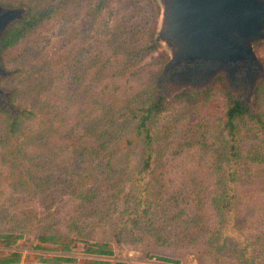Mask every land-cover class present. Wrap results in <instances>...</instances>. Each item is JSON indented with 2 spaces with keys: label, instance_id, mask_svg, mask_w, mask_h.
I'll return each instance as SVG.
<instances>
[{
  "label": "rangeland",
  "instance_id": "374dc122",
  "mask_svg": "<svg viewBox=\"0 0 264 264\" xmlns=\"http://www.w3.org/2000/svg\"><path fill=\"white\" fill-rule=\"evenodd\" d=\"M73 2L77 4L74 5ZM0 5L27 8L25 18L37 15V23H34L24 40L7 50L4 58L0 53L3 68L12 73L9 78L4 79L5 81H1L0 88L3 91L9 95L14 89L24 91L25 87L21 85L20 80L13 78L15 72L27 68L33 70L38 64H41L38 69L43 68L42 63L49 62L46 56L53 55V60L59 55L62 56L61 63L53 65L52 71L62 74L61 81L66 86L64 92L69 98L67 108L65 110L55 105L53 95L56 91L50 89L43 93L44 98L36 97L30 102L42 107V110L38 106L35 107L37 117L47 115L49 122H55L52 120L54 114L60 113L59 119L63 120L61 126L66 129L73 116L81 115L87 105H90L75 104L80 93L89 95L92 101H96V97L101 101V96L98 95L104 93L115 104L123 105L122 102L135 99L144 102L148 94L153 92L154 98L165 108L158 123V127L163 125V140L156 145L158 149L163 150L160 153L165 154L153 164L152 173L147 179L157 191L159 186H162V190L173 195L175 200H167V197L158 191L159 197L151 209L155 214L152 226L146 227L144 221L136 225L125 224L126 217L122 216L125 213L124 206L113 210V217L106 223L96 226L83 225L80 230L85 240L108 241L112 244L114 256L100 259L131 264H165L155 260V257H164L179 264H238L235 253L228 250H232V246L227 245L219 257L210 252L211 244L208 238L215 236L221 240L210 202L211 192H214L213 176L210 174L213 160L210 155L217 148L219 136L223 132L226 95L239 98L254 115L261 117L264 124V80L258 84L253 100L247 101L248 93H245L243 98L240 94L234 95L229 92L232 90L224 79L217 78L208 87V96L194 98L193 105L185 104L178 96L197 91L178 93L177 89L167 82L157 86L163 66L168 61L163 48L154 40L160 13L157 0H0ZM255 52L264 64V43L258 45ZM21 55L26 56L25 61L21 60ZM56 85L57 83L53 88ZM67 88L71 90L70 93H66ZM4 103L12 107L14 114L8 110L10 115L18 112L7 99ZM97 106V103L91 104V107ZM0 108L4 109L2 106ZM60 120L55 124H60ZM241 130H253L238 136L237 145L242 152L264 139L262 131L255 135L254 125L250 122ZM167 134L170 139L164 140ZM25 151L23 155L31 161L43 155L41 150H36L33 146ZM63 155L66 156L65 153ZM3 158L5 157L0 148V214L7 215L4 220L0 219V230L12 228L24 237L9 249L0 247V257L7 252L26 255L31 251V246L42 229L68 236L77 235L68 220L66 221L70 213L65 202L53 207L54 210L51 211L55 213L54 216H46L48 211L37 203L30 192L14 188L17 178L35 177L32 174V165L44 163L43 158L37 163L26 165H29L30 172L22 171L21 167L11 168L10 157L5 161ZM243 162L246 160H241L238 165L241 170L238 175L241 178V186L238 189L237 185L235 227L243 236L239 237L240 240L254 244L253 253L259 257L256 258L258 264H264V255L260 252L264 244V198L258 190H250L246 186L252 172L257 175L254 176L256 180L262 181L264 173L256 170L257 167L251 168L249 161L247 165ZM247 170L250 174H243ZM130 187L127 183L124 193L129 192ZM134 192L132 189L130 194L133 195ZM178 209H183L188 214H179ZM27 213L35 214V219L22 220L19 223L21 214ZM177 214L179 215L176 216ZM193 216L200 218L196 225L190 222ZM119 224L126 226L122 229ZM117 225L118 229L115 231ZM157 227L160 230H168L169 235L183 232L189 236L191 231H195L198 238L189 236L190 240L183 241L184 243L173 242L170 246H159L155 242L156 237L151 234ZM116 234L120 238L128 236L131 238L128 242L133 240L136 243L117 244L113 240ZM180 235L183 236L181 233ZM192 239L194 242L190 243ZM225 240L232 244V238L227 237ZM82 248L83 244L77 243L74 252L69 255L78 258H99L83 254ZM43 254L53 255L52 252ZM20 264L26 263L22 261Z\"/></svg>",
  "mask_w": 264,
  "mask_h": 264
},
{
  "label": "trees",
  "instance_id": "16d2710c",
  "mask_svg": "<svg viewBox=\"0 0 264 264\" xmlns=\"http://www.w3.org/2000/svg\"><path fill=\"white\" fill-rule=\"evenodd\" d=\"M73 4L77 3L73 2ZM34 23H37V15L27 17L24 22L10 26L0 41L2 58L7 50L24 40L25 35L34 27ZM20 57L22 61L26 60V56ZM46 57L49 58V62H43V68L38 69L41 65L38 64L33 70L27 68L15 72L14 80L19 79L25 89L24 91L14 89L7 98V102L18 111L15 115H10L8 110L0 108V148L5 157L4 161L10 157L11 168L21 167L25 172L27 170L30 172L31 163H37L40 158H43L44 163L32 165V174L35 177L17 178L14 188L30 192L37 203L48 211L46 216H54L53 207L65 202L70 213L66 221L68 220L71 229L80 237L51 233L42 229V232L36 236L30 252L26 255L20 252H7L0 257V264H20L22 261L26 264H131L124 261L101 260L100 258L114 256L112 244L108 241L89 242L82 236L80 229L83 225L96 226L110 221L113 217L111 212L123 206L125 213L122 216L126 217L125 224L136 225L144 221L146 227L152 226L155 214L151 212V209L155 206L159 192L165 195L167 200L172 202L175 200L173 195L162 190V186H159L158 192L147 179L152 173L153 164H156L157 159L165 154H161L160 151L163 152V150L156 147L163 140V125L158 127V123L165 108L159 100L154 98L153 92L148 94L144 102H138L135 99L122 102L123 105L115 104L104 93L98 95L101 96V101L98 97L96 101H92L89 95L80 93L79 100L75 104L89 103L90 105H87L81 115L73 116L68 127L64 129L61 126L63 120L59 119L60 113L54 114L52 120L55 122H49L47 115L37 117L35 107L38 106L42 110L40 105L30 104L36 97L44 98L43 93L52 89L56 91L53 95L55 105L65 110L67 108L69 98L64 92L66 86L61 81L62 74L61 72L55 74L52 71L53 65L57 66L61 63L62 56L59 55L56 60H53V55ZM54 83L57 85L53 88ZM70 92L71 90L67 88L66 93ZM208 94L207 88L203 91L183 94L178 96V99L184 100L185 104L193 105L194 98L208 96ZM226 96L223 132L219 136L217 148L210 155L213 160L210 174L213 176L214 186L210 202L216 226L220 231L218 233L221 235V240L215 236L208 238L211 244L210 252L219 257L221 251L229 245V247L232 246V250H228L230 253H235L238 264H258L256 258L259 257L253 253L254 244L250 245L249 242L246 243L239 238L243 236L235 227L237 217L235 202L237 185L238 189L241 186V178L238 177L241 172L238 166L240 161L246 160L243 162L246 165L249 161L248 165L251 168L257 167L256 170L264 173V139L256 142L245 152L241 151L237 140L240 134L253 131L241 130L248 122L254 125L255 135L260 134L257 133L258 131H262L261 135L264 138V124L261 117L254 115L239 98ZM96 103L97 108L91 107V104ZM96 112L98 113L95 116ZM58 119L61 123L56 125L55 123H59ZM167 139H170L169 134L164 138V140ZM32 146L36 150H41L43 155L31 161L23 154ZM27 164L29 165L26 166ZM38 174L40 176H36ZM243 174L248 175L250 172L247 170ZM250 175L251 178L246 183L247 188L250 190L255 188L264 198V180H256L254 176L257 175L253 172ZM127 183L131 187L129 192L124 193ZM132 189L135 190L133 195L130 194ZM178 213L188 214L183 209H178ZM21 216L19 223L22 220H33L36 215L27 213ZM5 217L7 215L0 214L1 220ZM190 222L196 225L200 222V218L193 216ZM125 226L119 224L122 229ZM117 229L118 225L115 231ZM156 229H153L151 234L156 237L155 242L159 246H170L173 242L184 243L183 241L190 240L189 236L198 238L195 231H191L187 236L183 232L169 235L166 229L160 230L158 227ZM23 237L22 233L12 228L1 229L0 247L9 249L23 240ZM227 237L232 238V244L225 240ZM128 239L131 238L128 236L120 238L118 234L113 237L117 244L136 243L133 240L128 242ZM193 242L192 239L190 243ZM77 243L83 244V254L99 258L70 256ZM43 252H52L53 255H46ZM260 252L264 255V244ZM155 260L165 264H179L177 261L164 257H155Z\"/></svg>",
  "mask_w": 264,
  "mask_h": 264
},
{
  "label": "water",
  "instance_id": "95a60500",
  "mask_svg": "<svg viewBox=\"0 0 264 264\" xmlns=\"http://www.w3.org/2000/svg\"><path fill=\"white\" fill-rule=\"evenodd\" d=\"M157 4L160 13L154 40L168 56L162 70V75L170 72L166 82L178 93L201 91L220 77L232 87L247 67L246 100H253L264 80V64L255 52L264 43V0H157ZM27 13L25 7L0 5V41ZM11 75L0 58V83ZM8 95L0 88V106L13 114L12 107L3 104Z\"/></svg>",
  "mask_w": 264,
  "mask_h": 264
},
{
  "label": "flooded vegetation",
  "instance_id": "af4514ba",
  "mask_svg": "<svg viewBox=\"0 0 264 264\" xmlns=\"http://www.w3.org/2000/svg\"><path fill=\"white\" fill-rule=\"evenodd\" d=\"M246 69L247 67H245L244 69L241 70V72L237 75L238 79L233 83V86H229L230 89L232 91L229 92H233V94H240V96L243 98V96L245 95V93H248V89L249 86L247 84L244 83L245 80V76H246ZM170 76V72H168L166 75H162L161 73V81L159 82V84L157 86H160L162 82H166V80L169 78ZM7 98L4 97L3 100H6Z\"/></svg>",
  "mask_w": 264,
  "mask_h": 264
}]
</instances>
